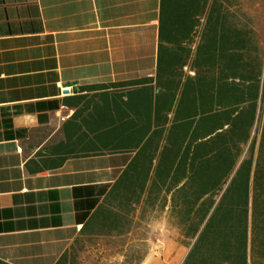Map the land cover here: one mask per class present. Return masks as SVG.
Wrapping results in <instances>:
<instances>
[{"label":"trees","instance_id":"1","mask_svg":"<svg viewBox=\"0 0 264 264\" xmlns=\"http://www.w3.org/2000/svg\"><path fill=\"white\" fill-rule=\"evenodd\" d=\"M91 90L83 124H152L91 234L146 240L163 217L189 248L181 264H264V43L246 0H162L156 76Z\"/></svg>","mask_w":264,"mask_h":264},{"label":"crops","instance_id":"2","mask_svg":"<svg viewBox=\"0 0 264 264\" xmlns=\"http://www.w3.org/2000/svg\"><path fill=\"white\" fill-rule=\"evenodd\" d=\"M161 15L162 0H0V264H58L91 238L152 130L83 124L91 85L155 77Z\"/></svg>","mask_w":264,"mask_h":264},{"label":"rangeland","instance_id":"3","mask_svg":"<svg viewBox=\"0 0 264 264\" xmlns=\"http://www.w3.org/2000/svg\"><path fill=\"white\" fill-rule=\"evenodd\" d=\"M246 6L264 43V0H246ZM146 236V240L133 235L127 238L84 236L69 250L68 264H125L127 249L130 250L135 242L140 243L139 254L144 255L139 264H165L168 261L169 264H181L189 250L180 241L178 231L169 227L163 217L151 220Z\"/></svg>","mask_w":264,"mask_h":264},{"label":"built area","instance_id":"4","mask_svg":"<svg viewBox=\"0 0 264 264\" xmlns=\"http://www.w3.org/2000/svg\"><path fill=\"white\" fill-rule=\"evenodd\" d=\"M61 90L64 94H74L79 92L81 90V87L65 85L61 87Z\"/></svg>","mask_w":264,"mask_h":264}]
</instances>
